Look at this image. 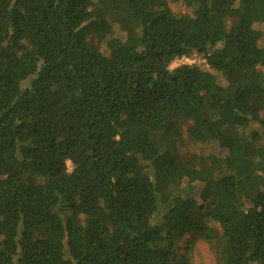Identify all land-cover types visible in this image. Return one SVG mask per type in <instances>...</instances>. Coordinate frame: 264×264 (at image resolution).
Wrapping results in <instances>:
<instances>
[{
	"label": "trees",
	"instance_id": "1",
	"mask_svg": "<svg viewBox=\"0 0 264 264\" xmlns=\"http://www.w3.org/2000/svg\"><path fill=\"white\" fill-rule=\"evenodd\" d=\"M262 41L264 0H0V264H264Z\"/></svg>",
	"mask_w": 264,
	"mask_h": 264
},
{
	"label": "rangeland",
	"instance_id": "2",
	"mask_svg": "<svg viewBox=\"0 0 264 264\" xmlns=\"http://www.w3.org/2000/svg\"><path fill=\"white\" fill-rule=\"evenodd\" d=\"M168 7L171 12L174 14L180 15L187 13L186 7L182 3H171L168 2ZM113 30H114V37L118 36L120 33L119 28L116 24H114ZM108 39V38H107ZM96 41L95 39L92 40V44L100 49V51L108 55L109 52L106 49V41ZM262 44L264 41L261 42ZM188 65L190 66H196L198 67L204 75H209V69L206 62V59L204 58V55L201 53H194L189 57ZM179 65H185L181 60L175 61L171 64L170 69H173ZM216 74V73H215ZM217 75V81L220 85H224V79ZM185 129V126L183 127ZM246 133L248 137L250 138L253 134H256L258 137V141L263 142L264 141V129H262L257 123H251L249 127L246 129ZM181 153L183 157H190L191 155H200V156H209V155H216L221 156L222 151L218 147L216 143H206V144H200V143H192L187 141L186 146L181 149ZM69 171H71V164L68 163ZM200 189L201 186H197L194 192L189 194V196H192L198 203L201 202L200 200ZM179 255L180 260L182 263L185 264H217L215 260V256L213 254V251L210 249V247L207 245V243L202 240L199 236L196 234H188L184 239H182L179 242ZM186 260V262H184ZM180 261V262H181Z\"/></svg>",
	"mask_w": 264,
	"mask_h": 264
},
{
	"label": "built area",
	"instance_id": "3",
	"mask_svg": "<svg viewBox=\"0 0 264 264\" xmlns=\"http://www.w3.org/2000/svg\"><path fill=\"white\" fill-rule=\"evenodd\" d=\"M182 61L185 65H188L189 64V62H191L190 60H189V57H183V58H181V59H179V60H177V61Z\"/></svg>",
	"mask_w": 264,
	"mask_h": 264
}]
</instances>
